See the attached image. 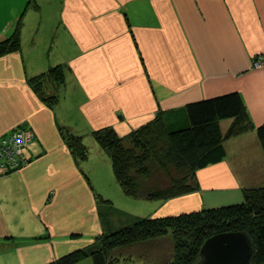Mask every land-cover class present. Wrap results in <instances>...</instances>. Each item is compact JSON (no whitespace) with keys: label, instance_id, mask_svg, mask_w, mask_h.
Returning a JSON list of instances; mask_svg holds the SVG:
<instances>
[{"label":"crops","instance_id":"obj_1","mask_svg":"<svg viewBox=\"0 0 264 264\" xmlns=\"http://www.w3.org/2000/svg\"><path fill=\"white\" fill-rule=\"evenodd\" d=\"M16 27L19 47L0 53V135L28 128L33 138L23 149L29 162L0 174V264H41L92 243L110 226L97 194L134 202L148 211L141 215H169L239 203L244 188L264 186L255 130L264 122V62L254 65L264 58V0H0V40ZM58 64L69 72L49 106L28 78ZM232 91L253 127L224 135L226 156L196 171L197 190L132 201L111 170L93 168L92 151L103 156L94 130L124 135L159 109ZM231 122L220 120L223 133ZM61 126L91 148L85 169ZM87 258L73 264H94Z\"/></svg>","mask_w":264,"mask_h":264},{"label":"trees","instance_id":"obj_2","mask_svg":"<svg viewBox=\"0 0 264 264\" xmlns=\"http://www.w3.org/2000/svg\"><path fill=\"white\" fill-rule=\"evenodd\" d=\"M18 47L16 27L9 37L0 40V53ZM68 72L66 65H52L29 77L28 83L43 101L53 106ZM49 84L52 91H47ZM224 118L232 119L225 133L220 127V120ZM250 127L253 125L243 98L232 91L189 102L180 108L159 109L150 120L124 135H119L112 126L96 129L92 134L99 148L108 155L114 179L126 195L166 200L197 190L196 171L226 156L224 135L238 134ZM59 130L75 159L78 162L87 159L89 147L82 135L62 126ZM255 130L264 151V122ZM242 196L239 203L178 214L138 216L118 209L110 199L97 194L102 224H110L109 228L89 245L44 264H73L86 256H90L94 264H111L135 257L153 262L157 259L150 256L155 249L153 246L144 247L145 251L141 249L139 253L129 254L126 250L135 245L155 244L168 233L172 252L161 257V262L196 264L203 241L225 231H245L253 246L251 263L264 264V186L244 188ZM114 216L118 219L117 226H111Z\"/></svg>","mask_w":264,"mask_h":264},{"label":"water","instance_id":"obj_3","mask_svg":"<svg viewBox=\"0 0 264 264\" xmlns=\"http://www.w3.org/2000/svg\"><path fill=\"white\" fill-rule=\"evenodd\" d=\"M199 264H252L253 246L245 231H225L207 237Z\"/></svg>","mask_w":264,"mask_h":264},{"label":"rangeland","instance_id":"obj_4","mask_svg":"<svg viewBox=\"0 0 264 264\" xmlns=\"http://www.w3.org/2000/svg\"><path fill=\"white\" fill-rule=\"evenodd\" d=\"M22 130L23 131H25V132H32L30 129H28V128H22ZM83 142L86 144L87 143V141L85 140V139H83ZM87 145V144H86ZM97 145V144H96ZM98 146V145H97ZM98 149L100 150V151H102V155L103 156H101V155H97V154H93V151H92V153L90 154L91 155V157L93 156V158L90 160V162H91V164H92V166H93V168L94 169H98V170H100V171H103V173H105V172H107L108 171V169L109 170H111V172H112V169H111V166H109V164H110V160H109V157H108V155L101 149V148H99V146H98ZM90 151H91V148L89 147V153H90ZM107 161H108V163L109 164H107ZM86 163L87 162H85V160H80V165H83V167L81 166V168L82 169H85V167H86ZM113 173V172H112ZM3 174H5V173H3ZM106 177H108V176H106ZM106 177H103L102 179H100V180H102V181H107V178ZM97 180V179H96ZM106 190H108V188H109V185H107L106 186ZM110 189H111V187H110ZM110 191H112V189L110 190ZM129 197H131V196H129ZM131 198H134V197H131ZM139 198H134L132 201H136V200H138ZM145 201H147V200H144V202ZM120 201L119 200H117L116 202H114V201H112L111 200V203L114 205V206H117V208L118 209H120V210H122V211H124V212H126V213H132V214H134V215H141V213L142 212H148V211H140V210H143V208L144 207H136L135 205L136 204H132V203H134V202H131V203H128V202H124V201H122L123 203H119ZM119 204H122V205H119ZM166 238L165 239H162V240H159L158 242H155V244L154 243H150V244H143L141 247H139V245H135L134 247H130V248H128V249H134L135 251H138L139 249H142V251L144 250L145 251V249H143L144 247H146V248H148V246H153V247H155V249H154V251H158L157 253H155L154 251H151V253H150V256L151 257H153V256H156L157 257V259H160L159 261L161 262V259L163 258V256L165 255L166 257L167 256H169V255H171V252H172V241H171V235L168 233L167 234V236H165ZM54 239V238H53ZM55 239H59L58 237L57 238H55ZM157 244H158V246H157ZM138 248V249H137ZM127 249V250H128ZM149 249V248H148ZM143 251V252H144ZM147 251V250H146ZM161 255V256H160ZM88 258L87 259H89V258H91L90 256H87ZM162 257V258H161ZM171 258V257H170ZM201 256H200V259H199V261H198V263H196V264H199V262H200V260H201ZM154 259V258H153ZM157 259H155V261L154 262H157L158 260ZM121 261H124L125 259H120ZM120 260H118V261H114L113 263H111V264H121V263H123V262H120ZM142 261V260H141ZM141 261H139L137 258H131V259H128V260H126L124 263L125 264H138V263H142ZM158 261V262H159ZM46 262H48V261H44L43 263H41V264H44V263H46ZM195 264V263H194Z\"/></svg>","mask_w":264,"mask_h":264},{"label":"built area","instance_id":"obj_5","mask_svg":"<svg viewBox=\"0 0 264 264\" xmlns=\"http://www.w3.org/2000/svg\"><path fill=\"white\" fill-rule=\"evenodd\" d=\"M263 62L264 58L260 55L254 65L260 67ZM32 138L33 133L25 132L22 128H15L0 138V174L18 170L29 162L23 149Z\"/></svg>","mask_w":264,"mask_h":264}]
</instances>
